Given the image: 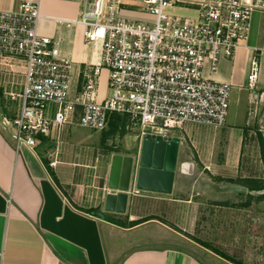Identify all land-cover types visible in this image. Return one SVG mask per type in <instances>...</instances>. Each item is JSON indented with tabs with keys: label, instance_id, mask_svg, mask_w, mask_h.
Here are the masks:
<instances>
[{
	"label": "crops",
	"instance_id": "crops-1",
	"mask_svg": "<svg viewBox=\"0 0 264 264\" xmlns=\"http://www.w3.org/2000/svg\"><path fill=\"white\" fill-rule=\"evenodd\" d=\"M21 1L0 0V12L17 10ZM27 1L40 5L38 32L49 38L57 34L56 20L76 19L82 7L81 0ZM133 1L124 0L123 17L152 22L142 2L136 9ZM254 57L264 58V14L260 13L251 18L244 46L234 59L221 63L216 75L217 80L235 87L232 118L219 130L188 125L175 132L171 140L180 141L176 169L167 184L155 188H138L147 137L141 133L122 138L121 150L111 153L96 149L82 155L71 150L64 155L59 146L54 148L56 142L43 138L36 149L18 155L12 137L2 129L1 118L16 113V105L3 93L22 90L24 71L16 67L19 70L12 74L0 59V264H232L190 238L204 206L222 202L219 197L229 192L233 250L238 248V261L253 264V239L247 233L264 226V195H251L264 191V71L258 86L262 99L251 98L246 89ZM71 60L77 93L84 85L85 71L101 60L100 45L87 44L82 28L76 30ZM9 64L16 66L13 60ZM108 83L109 72L104 70L98 101L108 96ZM249 97L255 105H249ZM69 128L62 132L58 145H63ZM216 148L222 150L218 164L213 156ZM198 163L205 165L204 170ZM212 167L224 178L225 173H232L230 188L215 182L202 186ZM257 172L261 176L252 175Z\"/></svg>",
	"mask_w": 264,
	"mask_h": 264
},
{
	"label": "built area",
	"instance_id": "built-area-1",
	"mask_svg": "<svg viewBox=\"0 0 264 264\" xmlns=\"http://www.w3.org/2000/svg\"><path fill=\"white\" fill-rule=\"evenodd\" d=\"M81 2L76 19L56 20L51 38L39 35V4L22 0L17 10L0 12V59L12 74L24 71L22 90L3 93L16 113L1 118L18 155L36 149L43 138L59 143L71 126L105 132L114 115L137 123L142 136L167 141L188 125L226 127L235 87L216 75L248 40L251 18L264 14V0H141L152 22L124 18V0ZM78 28L87 44L100 45L101 60L85 71L84 85L72 98L71 49ZM104 70L108 96L98 101ZM260 75L254 57L246 88L251 98L263 97Z\"/></svg>",
	"mask_w": 264,
	"mask_h": 264
},
{
	"label": "rangeland",
	"instance_id": "rangeland-1",
	"mask_svg": "<svg viewBox=\"0 0 264 264\" xmlns=\"http://www.w3.org/2000/svg\"><path fill=\"white\" fill-rule=\"evenodd\" d=\"M140 1L141 0L133 1L135 3L136 9L140 6L139 4ZM146 21H150V20H146ZM258 60L261 66V71H264V58H261ZM18 70L19 69H17V71ZM105 86L106 85L104 84L102 87L103 88L101 91L102 95L105 94ZM75 95L76 94L74 90L72 89L71 97L74 98ZM235 95L236 94H234L233 92L232 97H234ZM246 95L247 94H245V96ZM248 103L249 105H255L253 104L254 102L250 101V97L248 98ZM242 107H244V103H242ZM262 110L263 111L261 112L263 113L264 106ZM234 112H235V108L234 106L231 105L229 109L228 121H230ZM240 112L242 113V111ZM243 112L246 114V109L243 108ZM262 115L263 117L261 116V120L264 122V113ZM133 124L135 123H132L128 121L127 119L125 126L119 125L116 129H113L109 125L108 129L102 133H99V132L97 133V132H94L88 129L80 128L79 126H71L69 128L67 137H63L64 138L63 145H60V144L58 145L57 143H53L54 148L59 146L60 152L62 154L64 153V155L71 150H75V152L80 153L82 155L84 153H87L89 150L91 152V151H95L96 149H99L101 152L109 150L110 153L120 151L121 147L123 146L122 144H124L125 142V140H122V138L128 135H134V134L141 133V129L140 127H138V124L137 123L136 125H133ZM216 150L213 156L215 159V164H218V161H221L222 158L218 157V160H217V155H220L222 153L221 152L222 150H218L217 148ZM198 166H200L202 170H204L205 168V165L202 163L200 164L198 163ZM211 171L212 173H206L208 176L207 180L206 179L202 180L201 184L203 187L211 185L212 184L211 182L219 183V185H221L222 187L227 186V188H230L232 186L233 184V182H231L233 181L232 173H225L226 177L224 178L220 176V173H217L216 171L214 172L213 167L211 168ZM260 174H261L260 172H257V173H253L252 175L261 176ZM229 193L225 194L226 197H219L220 200H222V202H216V203L208 204V206H204V211L202 210V214L199 215V218L196 217L195 219L193 237H190V238L196 244H199L198 242H203L207 244L209 247L217 249L221 251L222 253L227 254L229 256L235 257L238 260L239 258L238 256L239 253L237 252L238 248L234 251L233 244H232L233 243V240H232V230H233L232 203H231L232 194L231 192ZM247 234L253 239L250 241V244H251L250 247H253V251L250 253V258L253 264H264V226L260 228L258 227L256 232L253 231L251 234L250 233H247ZM246 239H250V238L246 237ZM197 253L199 255L203 254L200 251H198ZM240 255H242L241 252H240Z\"/></svg>",
	"mask_w": 264,
	"mask_h": 264
},
{
	"label": "water",
	"instance_id": "water-1",
	"mask_svg": "<svg viewBox=\"0 0 264 264\" xmlns=\"http://www.w3.org/2000/svg\"><path fill=\"white\" fill-rule=\"evenodd\" d=\"M147 135L140 161V171L138 175V188L151 185L153 188L167 184L168 178L172 177L176 169L177 156L180 146L178 139L169 142L162 137ZM155 147L154 153L153 148ZM151 165H153L151 167ZM253 196H263L264 191L253 192Z\"/></svg>",
	"mask_w": 264,
	"mask_h": 264
},
{
	"label": "trees",
	"instance_id": "trees-1",
	"mask_svg": "<svg viewBox=\"0 0 264 264\" xmlns=\"http://www.w3.org/2000/svg\"><path fill=\"white\" fill-rule=\"evenodd\" d=\"M126 121H127V118H122L121 116H118V115H114L113 116V119L110 123V127L113 128V129H116L119 125H122V126H125L126 124ZM262 154H263V158H264V145H263V142H262ZM44 164L49 168V170H51L50 166H49V163L47 161H44ZM233 182V181H231ZM110 222H114L113 220H109ZM201 246L205 247L206 249L212 251L214 254H216L217 256L223 258L224 260L232 263V264H244L243 262L241 261H238L236 260L235 258L227 255V254H224L222 253L221 251L217 250V249H214V248H211L209 247L207 244L203 243V242H198Z\"/></svg>",
	"mask_w": 264,
	"mask_h": 264
}]
</instances>
